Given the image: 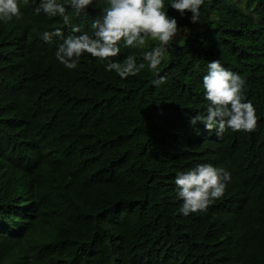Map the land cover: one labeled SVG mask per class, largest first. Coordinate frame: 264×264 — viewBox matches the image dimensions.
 <instances>
[{"label": "trees", "instance_id": "1", "mask_svg": "<svg viewBox=\"0 0 264 264\" xmlns=\"http://www.w3.org/2000/svg\"><path fill=\"white\" fill-rule=\"evenodd\" d=\"M17 2L22 15L0 20L1 132L31 146L44 162L40 175H57L84 188L81 200L92 198L73 218L50 212L34 220L26 199L17 205L12 176L0 182V212L31 219L23 235L34 264H264V0H204L199 28L165 0L181 31L157 70L146 66L126 79L106 64L129 55L142 63L157 41L149 37L142 49L121 43L120 55L106 61L84 53L75 69L55 56L63 39L80 34L72 26L92 34L108 0L80 12L58 0L69 25L37 14L41 0ZM56 28L62 37L41 38ZM217 59L245 81L244 102L258 118L253 132L228 128L217 136L191 123L209 106L203 77ZM242 151L254 168L252 185L237 166L218 165L221 154L237 159ZM2 157L0 145V169ZM201 164L231 171V181L218 205L184 215L175 180Z\"/></svg>", "mask_w": 264, "mask_h": 264}, {"label": "clouds", "instance_id": "2", "mask_svg": "<svg viewBox=\"0 0 264 264\" xmlns=\"http://www.w3.org/2000/svg\"><path fill=\"white\" fill-rule=\"evenodd\" d=\"M92 3L93 0H68L69 6L76 12L88 8ZM203 3L204 0H173L170 6L181 15L190 12L191 22L197 24L201 20ZM164 7L165 0H108L103 15L92 23V34L81 33L80 27L72 26V32L80 34L69 35L63 39V43L59 44L56 50V59L68 69H75L84 53L106 61L120 55L121 43L127 48L142 49L150 37L158 44L143 54L144 62L138 64L137 57L129 55L123 62L109 61L105 67L107 71H115L123 79L138 75L146 66L155 71L161 65L168 46L181 31L177 20L170 18ZM41 11L52 17L59 15L66 25L71 22V17L66 14L65 4L59 3L58 0H41L36 13ZM21 15L17 0H0V20L7 23ZM62 36V30L56 28L54 31H44L41 38L52 42L54 37ZM164 82L165 78L160 77L154 84L158 86ZM244 84L245 81L240 75L224 68L219 59L209 62L208 73L203 77L205 99L209 106L206 113L193 116L191 123L195 125L197 122H203L205 127L209 131L214 130L217 136H221L228 128L233 131L253 132L258 118L253 104L250 101L244 102ZM4 93L5 87L0 86V100ZM18 144L22 146H17ZM0 145L3 155L0 182L7 175L12 176L17 205L26 199L25 205H28L34 220L50 212H65L66 216L73 218V209L81 207L80 212L91 201L92 198L85 201L80 199L84 195V188L63 185L57 175H40L39 168L44 164L43 160L36 158L30 145L27 144L24 148L25 145L19 136H11L7 131L2 133L0 128ZM218 161V165L222 167L229 164L237 166L239 171L247 176V182L252 185L254 168L249 165L246 151H242L237 159L232 155L221 154ZM231 176V171L229 173L210 164H201L180 173L175 183L178 197L183 200L180 209L182 214L204 211L210 203L218 205L224 197ZM6 216L18 219L17 224L21 229L15 227ZM29 223L31 219L26 215H15L13 211L0 212V264H34L25 246L33 243L23 235V229Z\"/></svg>", "mask_w": 264, "mask_h": 264}, {"label": "rangeland", "instance_id": "3", "mask_svg": "<svg viewBox=\"0 0 264 264\" xmlns=\"http://www.w3.org/2000/svg\"><path fill=\"white\" fill-rule=\"evenodd\" d=\"M200 25H201V22H200V23H197V24H195V26H196L197 28H199V27H200Z\"/></svg>", "mask_w": 264, "mask_h": 264}]
</instances>
